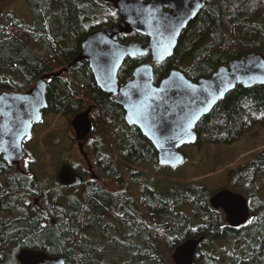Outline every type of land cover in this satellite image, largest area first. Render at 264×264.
<instances>
[{
	"label": "trees",
	"instance_id": "trees-1",
	"mask_svg": "<svg viewBox=\"0 0 264 264\" xmlns=\"http://www.w3.org/2000/svg\"><path fill=\"white\" fill-rule=\"evenodd\" d=\"M26 2L31 24L14 21L10 30L0 22V92L25 91L39 76L67 67V72L47 80L42 113L67 117L94 105L101 127L91 120V133L97 136L91 145L93 164L119 190L110 191L90 179L73 188L59 185L57 191L51 186L57 180L13 171L0 158V254L13 246L16 253L29 248L60 256L63 264H108L94 243V237L104 230L112 234L106 237L109 242L128 254L124 264H166L149 222L168 253L184 240L203 235L193 264H264V149L227 172L225 187L242 193L251 211L239 227H229L222 211L210 207L211 193L202 185H172L166 192L159 191L153 177L133 168H160L152 144L125 123L122 107L98 88L86 61L71 64L85 35L115 23L118 11L105 0ZM188 29L191 35L180 36L169 58L152 64L155 84L172 69L196 81L248 53L264 56V0H204ZM128 39L148 41L135 32L119 37L121 42ZM144 62H149V55L127 58L118 71V81L124 83L133 68ZM70 75L72 80L67 78ZM75 81L81 82V91ZM255 126L264 130V84L236 86L198 121L194 145L231 144ZM114 154L137 185L150 221L126 191ZM227 239H231V248L222 244Z\"/></svg>",
	"mask_w": 264,
	"mask_h": 264
},
{
	"label": "water",
	"instance_id": "water-1",
	"mask_svg": "<svg viewBox=\"0 0 264 264\" xmlns=\"http://www.w3.org/2000/svg\"><path fill=\"white\" fill-rule=\"evenodd\" d=\"M105 1L118 11V20L86 34L81 42V50L71 64L78 61L88 63L98 88L122 107L125 123L136 127L152 144L157 165L175 169L185 162L182 148L196 142L195 126L198 121L229 91L236 86L250 88L264 84V56L259 52L248 53L218 66L209 76L196 81L187 78L179 69H172L155 84L152 64L162 62L173 54L178 39L203 8L204 0ZM131 32L146 36L147 43L142 44L135 39L119 40V37ZM145 55H149V62L135 66L131 77L121 84L117 74L123 62L127 58ZM67 70V67H63L43 74L25 91L0 92V158L7 165L19 167L26 156L23 142L32 136L34 126L42 120L47 80ZM174 84L181 89L191 86L197 99L203 101L207 97V102L198 105L188 95L171 92L169 89ZM161 89L165 91L160 92ZM145 92L155 94L158 100L168 97L152 118L154 123L143 120L140 115L145 111L139 102L146 98ZM177 104L183 105V113ZM165 105H171V110L166 112ZM94 108V105H89L70 120L79 152L84 158L87 156L83 143L91 133L90 112ZM57 182L62 187L73 188L82 184L83 177L64 163L58 170ZM209 205L221 210L226 224L232 228L245 224L251 216L246 197L226 187L211 193ZM203 240L204 236L201 235L178 244L171 254L173 263L193 264L198 245ZM16 261L18 264H63L64 259L50 256L43 250L21 248L16 253Z\"/></svg>",
	"mask_w": 264,
	"mask_h": 264
},
{
	"label": "rangeland",
	"instance_id": "rangeland-1",
	"mask_svg": "<svg viewBox=\"0 0 264 264\" xmlns=\"http://www.w3.org/2000/svg\"><path fill=\"white\" fill-rule=\"evenodd\" d=\"M11 18V19H10ZM14 21L24 24H31L32 17L26 0H0V22L7 28L13 30ZM191 33H187L190 36ZM39 56L46 58L43 51L33 45H29ZM54 68L53 71H57ZM73 76H67L72 80ZM77 88L81 91V82H76ZM91 105V104H90ZM73 116H63L61 114H43L40 123L36 124L32 130V136L23 143L26 156L22 159L19 167L12 166L13 171L26 174L34 173L38 177L49 180H57V173L62 164L68 163L83 173L84 181L93 179L101 187L110 191L117 192V185L109 178H104L94 167L91 154V145L97 140V136L89 135L83 143V151L86 153V159L79 152L74 131L70 125ZM91 120L98 127H101V121L95 109L90 112ZM103 135L106 131H101ZM109 136V135H108ZM110 137V136H109ZM109 140V139H108ZM264 149V130L258 126L253 127L239 140L231 144H204L200 147L189 145L182 148L186 157L185 162L175 168L158 169L133 167L137 171L145 173L154 178L156 188L161 192H166L170 186H188L192 183L204 186L210 193H213L227 184V172L257 156ZM118 158L114 154V161ZM117 166L125 181L124 187L132 196L138 208L146 220L149 216L145 206L142 204L141 196L137 185L133 182L124 164L116 161ZM52 189H60L59 184L52 183ZM35 205L41 207L37 199H33ZM152 231L155 242L158 244L166 264H174L171 259V252H167L160 235L155 231L151 223L147 222ZM114 233V232H113ZM101 236L94 237L96 251H101V258H104L108 264H124L129 261V256L125 250L109 242L106 237L111 238L108 232L102 230ZM227 243L229 248L233 245L231 239ZM100 248V249H99ZM6 251V252H5ZM0 264H15L16 252L13 246H9L2 254ZM104 256V257H103ZM17 262V261H16ZM18 263V262H17ZM140 264V263H138ZM146 264H152L147 262Z\"/></svg>",
	"mask_w": 264,
	"mask_h": 264
},
{
	"label": "snow or ice",
	"instance_id": "snow-or-ice-1",
	"mask_svg": "<svg viewBox=\"0 0 264 264\" xmlns=\"http://www.w3.org/2000/svg\"><path fill=\"white\" fill-rule=\"evenodd\" d=\"M113 15H115L113 13ZM149 15L151 16L152 13L149 12ZM171 92L176 93L179 92L182 96L188 95L189 99L198 105H203L207 102V97H205V100L201 101L198 100L197 97L193 94L195 92V89H192L191 86H188L187 88L181 89L179 85H173L170 89ZM160 92L165 91L164 89L159 90ZM139 95V94H138ZM145 99L140 100V104L143 105L145 111L142 112L141 118L145 121H152L155 122L152 118L158 113L159 108L161 105H164V102L168 99V97H161L159 100L157 99V96L155 94H149L147 92L144 93ZM177 107L179 108L180 112L183 113L184 107L183 105L177 104ZM171 110V105H165V111L168 112ZM192 119H195V117H192ZM189 124L191 125V120H189Z\"/></svg>",
	"mask_w": 264,
	"mask_h": 264
},
{
	"label": "flooded vegetation",
	"instance_id": "flooded-vegetation-1",
	"mask_svg": "<svg viewBox=\"0 0 264 264\" xmlns=\"http://www.w3.org/2000/svg\"><path fill=\"white\" fill-rule=\"evenodd\" d=\"M165 10H168V9H165ZM189 32V29L187 28L186 30H185V32L183 33V34H181V35H187V33ZM79 174V173H78ZM80 175V174H79ZM82 176V175H81ZM83 177V176H82ZM83 179H84V177H83Z\"/></svg>",
	"mask_w": 264,
	"mask_h": 264
}]
</instances>
